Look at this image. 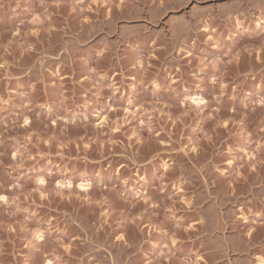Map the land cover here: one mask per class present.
I'll list each match as a JSON object with an SVG mask.
<instances>
[{
    "label": "rangeland",
    "instance_id": "rangeland-1",
    "mask_svg": "<svg viewBox=\"0 0 264 264\" xmlns=\"http://www.w3.org/2000/svg\"><path fill=\"white\" fill-rule=\"evenodd\" d=\"M259 260L264 0H0V264Z\"/></svg>",
    "mask_w": 264,
    "mask_h": 264
},
{
    "label": "bare ground",
    "instance_id": "bare-ground-1",
    "mask_svg": "<svg viewBox=\"0 0 264 264\" xmlns=\"http://www.w3.org/2000/svg\"><path fill=\"white\" fill-rule=\"evenodd\" d=\"M201 101H203V99L202 98H196V99H194V103L193 104H195L196 106L195 107H199V106H202L203 104H204V101H203V103H201ZM40 183H42V182H40ZM43 184V183H42ZM59 185V184H58ZM67 185V184H66ZM62 186V185H61ZM64 186V185H63ZM60 187V186H59ZM66 186H64V188H65ZM70 187V185L68 184V186L66 187V188H69ZM77 188L79 189V190H81V191H84V193H85V191H88L87 189H89V185L88 184H86V185H84V184H78V186H77ZM40 237V236H39ZM38 237V238H39ZM37 238V239H38ZM262 260V259H261ZM261 260H259L258 262H257V264H262V261ZM46 264H51L50 262H46Z\"/></svg>",
    "mask_w": 264,
    "mask_h": 264
},
{
    "label": "snow or ice",
    "instance_id": "snow-or-ice-1",
    "mask_svg": "<svg viewBox=\"0 0 264 264\" xmlns=\"http://www.w3.org/2000/svg\"><path fill=\"white\" fill-rule=\"evenodd\" d=\"M201 103H203V101H201Z\"/></svg>",
    "mask_w": 264,
    "mask_h": 264
}]
</instances>
